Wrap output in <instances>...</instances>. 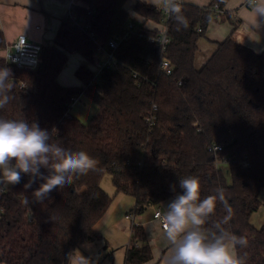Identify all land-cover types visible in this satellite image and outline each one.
Wrapping results in <instances>:
<instances>
[{"label":"trees","instance_id":"1","mask_svg":"<svg viewBox=\"0 0 264 264\" xmlns=\"http://www.w3.org/2000/svg\"><path fill=\"white\" fill-rule=\"evenodd\" d=\"M126 1L75 5L82 26L63 20L53 43L41 44L35 69L0 58V67L12 75V98L0 109V118L36 121L50 131L51 142L98 161L97 170L53 191L43 204L24 203L38 187L25 190L27 176L5 185L0 192V262L68 264L76 249L98 238L94 226L113 198L100 186L109 173L115 192L134 198L135 214L180 192L179 179L185 177L199 178L201 198L224 188L232 209L224 226L248 241L238 254L246 264H264V224L250 222L264 190V49L256 52L229 34L196 68L197 41L216 18L211 8L217 4L222 11L228 0L203 6L181 1L188 26L180 30L169 11L166 15L141 0H135L132 10L143 21L131 20ZM145 20L166 26L164 49L147 40L158 28L144 26ZM130 21L135 24L128 30ZM113 36L119 43L107 48L115 59L111 67L96 72L81 64L75 69L81 86L58 82L69 53L94 62ZM4 46L0 31V48ZM162 60L170 64L169 74L161 70ZM81 93L97 106L86 122L69 114L73 97ZM225 216L218 202L211 221ZM130 234L124 264L148 262L152 251L143 226L131 225Z\"/></svg>","mask_w":264,"mask_h":264},{"label":"clouds","instance_id":"2","mask_svg":"<svg viewBox=\"0 0 264 264\" xmlns=\"http://www.w3.org/2000/svg\"><path fill=\"white\" fill-rule=\"evenodd\" d=\"M163 3L174 17L177 30L187 28L181 0H163ZM252 15L253 27H258L259 18H264V0H255ZM10 77L11 70L0 67V109L12 98ZM51 141L50 131L36 121L0 118V185L19 184L24 176L28 177L25 190L38 184L31 200L25 196V204H43L53 191L97 170L98 161L87 152L73 151ZM179 189L151 226L162 228L170 245L165 264H246L237 249L246 248L247 239L224 226L232 213L225 189L217 187L214 195L201 198L200 180L195 176L179 179ZM218 202L226 209L227 216L212 222Z\"/></svg>","mask_w":264,"mask_h":264},{"label":"crops","instance_id":"3","mask_svg":"<svg viewBox=\"0 0 264 264\" xmlns=\"http://www.w3.org/2000/svg\"><path fill=\"white\" fill-rule=\"evenodd\" d=\"M141 1L154 4L160 9L166 8L163 0ZM181 1L203 6L208 4L211 0ZM245 1L247 0H228L224 5L222 12L219 13V16L207 24L204 36L200 37L197 41L198 49L194 58V65L196 68H199L212 54L216 48V42L223 40L229 34H231L238 43L246 45L256 52L264 49V18H259V26L253 27L255 19L252 15V8L255 6V1L248 6L245 5ZM134 2L135 0H127L124 3V9L128 12L131 20L142 22L143 18L132 10ZM78 4H82V0H0V31L5 39V46L0 48V58L5 59V56L8 53L14 52L13 43L19 34H24L30 40L42 45L52 44L58 27L60 23L65 20L68 10L70 7ZM143 24L148 28L157 27L160 29L163 26L162 23H156L151 20H145ZM88 68L91 69L90 67ZM61 85L69 86L64 83ZM81 85L82 82L79 86ZM69 114L72 115L70 110ZM175 195L163 200L158 205H149L148 207L152 208V210L140 216V221L137 225L143 226L152 251V258L144 264H165V258L171 251L170 245L164 237L162 228L157 227L152 229L151 226L156 220L152 216L155 209L159 207L163 213L168 203ZM259 199L261 205L250 217V222L255 227L264 224V190L260 192ZM149 212L152 213V215L147 218V213ZM125 219L128 218L125 216ZM98 239H100L99 235L98 238L92 242L95 244ZM102 240L104 242H101L99 246L102 245V248L107 250L106 241L104 239ZM128 244L129 242H127L126 246ZM107 251L109 254H112L113 252L111 250ZM124 255L125 251L123 253V264ZM0 264L4 263L0 262Z\"/></svg>","mask_w":264,"mask_h":264},{"label":"rangeland","instance_id":"4","mask_svg":"<svg viewBox=\"0 0 264 264\" xmlns=\"http://www.w3.org/2000/svg\"><path fill=\"white\" fill-rule=\"evenodd\" d=\"M103 54L97 53L95 59H103ZM86 64L92 70L96 68V61H88L78 53H69L68 59L58 75V81L65 85L79 86L80 79L75 75V69ZM70 112L82 122H86L95 113L96 105L85 95L81 94L77 101L70 106ZM100 186L111 195L112 201L105 212V216L101 217L95 224L94 228L100 239H104L107 244V250L113 251L109 254L106 249L102 248L100 239L94 244L83 243L82 247L76 249L71 255L68 264H123V253L125 246L130 240V228L133 224H139L140 216L152 210V208H144V210L133 215L134 198L128 194L115 192V187L111 180V175L105 173L100 180ZM126 214H132L133 218L125 219ZM152 213H147V218ZM153 216V215H152ZM121 243V244H119ZM109 248V249H108ZM113 259V260H112Z\"/></svg>","mask_w":264,"mask_h":264},{"label":"built area","instance_id":"5","mask_svg":"<svg viewBox=\"0 0 264 264\" xmlns=\"http://www.w3.org/2000/svg\"><path fill=\"white\" fill-rule=\"evenodd\" d=\"M255 0L252 1H245V5L248 6L251 3H253ZM212 13L214 17H218L219 13L222 12L217 4H214L212 6ZM164 12L166 15L168 14L167 7L164 9ZM65 20L70 22L71 24H80L82 18L78 17L77 14L74 12V6L70 7L68 10ZM134 22L130 21L128 22V30L132 29L134 27ZM82 26V25H81ZM200 30V28H198ZM149 42H157L159 45L162 47V49L165 48L167 42H168V37L166 34V26L163 24L162 28L158 29V33L156 35H149L146 37ZM119 43V37L118 36H113L107 41L106 47H101L99 49L101 54H104L105 58L103 59H97L96 61V68L95 71L98 72L101 68L103 67H111L114 64V57L112 55L111 50L115 48ZM14 46V52L13 53H8L5 56V60L11 64L21 66V67H27L31 69H35L39 63L40 60V53L42 49V45L38 42H35L33 40H30L27 38L26 35L24 34H19L13 43ZM160 68L163 70L166 74H169L171 72V66L168 63L167 60H162L160 63ZM80 94L77 96L73 97L72 103L75 102L79 98ZM71 103V104H72ZM219 145H215L213 147L214 150H220ZM242 164L245 166L246 162H242ZM5 185H2L0 187V192L3 191ZM163 213L161 212L160 208L157 207L155 211L153 212V218H157L158 215H162ZM134 215V212H133ZM132 214H126V218H133ZM131 244V242H129ZM132 244L136 245L137 242L132 241Z\"/></svg>","mask_w":264,"mask_h":264}]
</instances>
